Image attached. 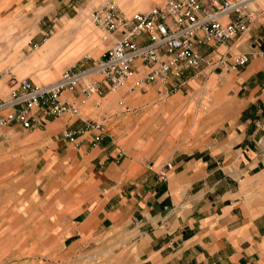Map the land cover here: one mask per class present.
Here are the masks:
<instances>
[{
	"label": "crops",
	"instance_id": "crops-1",
	"mask_svg": "<svg viewBox=\"0 0 264 264\" xmlns=\"http://www.w3.org/2000/svg\"><path fill=\"white\" fill-rule=\"evenodd\" d=\"M75 29L67 23L64 31ZM200 50H211L216 64L234 52L248 60L235 69L205 62L184 74L186 83L215 73L221 88L178 140L150 130L188 106L175 78L165 87L154 81L133 93L104 87L95 94L111 100L125 93L133 102L118 101L120 108L75 89L65 96L78 102L77 113L37 111L31 168L49 189L51 211L61 209L66 253L99 255L103 264H264V11L240 37ZM158 91L169 98L155 107L149 99ZM139 108L150 116L140 128L141 114L130 113ZM85 120L93 125L83 128ZM79 127L72 138L62 133Z\"/></svg>",
	"mask_w": 264,
	"mask_h": 264
},
{
	"label": "rangeland",
	"instance_id": "rangeland-1",
	"mask_svg": "<svg viewBox=\"0 0 264 264\" xmlns=\"http://www.w3.org/2000/svg\"><path fill=\"white\" fill-rule=\"evenodd\" d=\"M112 1L126 15H131L161 0ZM104 2L106 0H0V94L7 93L22 77H30L40 83L57 78L68 66L75 69L91 66L113 41L112 35L103 38L104 31L90 18L92 9ZM257 6L264 11V0H258ZM67 23L74 27L78 24L79 29L67 35L64 31ZM79 38L83 42L82 47L76 45ZM210 64H216V59ZM214 67L235 69L225 61ZM91 77H96V74H91ZM186 78L184 75L180 77L177 85L183 83L181 101L188 102V106L175 114L168 112L166 125L165 119L160 117L158 121L162 122L150 125L153 133L162 136V130L166 129L167 135L171 134L176 140L186 136L194 129L193 114L200 117L203 110L205 112L209 108L212 95L221 88L215 73L198 75L185 83ZM126 83L111 89L124 92L128 86ZM163 85L158 83V86ZM174 88L168 85L166 90ZM134 90L137 89L128 92L133 93ZM158 92L149 99L152 104L156 103L155 107L169 98ZM123 94L111 100L108 96L100 99L96 95L91 99L99 100L102 106L113 101L117 108H120L118 101L121 100L132 104L133 101L123 99ZM143 112L140 108L130 112L141 114L139 128L147 126V118L150 117L148 110L144 115ZM180 119L185 120L182 126L175 127ZM153 120L156 121L155 117ZM22 127H0V264H103L99 255L74 256L64 251L66 246H62L60 241L66 222L56 221L62 217L57 215L61 209L51 211L46 197L50 194L49 189L43 187V181L39 182L36 171L31 168V161L37 153L35 143L39 139L35 137L33 128L23 130Z\"/></svg>",
	"mask_w": 264,
	"mask_h": 264
},
{
	"label": "built area",
	"instance_id": "built-area-1",
	"mask_svg": "<svg viewBox=\"0 0 264 264\" xmlns=\"http://www.w3.org/2000/svg\"><path fill=\"white\" fill-rule=\"evenodd\" d=\"M258 0H161L146 10L126 15L112 0L90 12L92 21L104 31L103 38L113 41L83 68L66 67L50 81L36 83L22 77L4 95L0 94V127L10 123L25 128L38 126L43 115L77 113L78 102L66 98V91L77 89L82 97L102 94L129 82L127 90L139 89L171 78L180 79L187 71H199L205 62H214L203 45L218 44L238 38L263 12ZM232 68L248 60L246 52H234L228 60ZM96 77L92 78L91 74ZM174 87V85H171ZM93 125L85 120L83 128ZM97 125V123H95ZM64 130V136L74 132ZM164 174V172H162Z\"/></svg>",
	"mask_w": 264,
	"mask_h": 264
},
{
	"label": "bare ground",
	"instance_id": "bare-ground-1",
	"mask_svg": "<svg viewBox=\"0 0 264 264\" xmlns=\"http://www.w3.org/2000/svg\"><path fill=\"white\" fill-rule=\"evenodd\" d=\"M81 19V18H80Z\"/></svg>",
	"mask_w": 264,
	"mask_h": 264
}]
</instances>
